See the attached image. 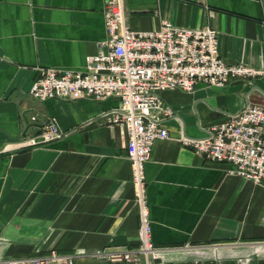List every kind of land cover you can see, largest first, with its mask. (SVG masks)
Masks as SVG:
<instances>
[{
	"label": "crops",
	"instance_id": "0c3cea01",
	"mask_svg": "<svg viewBox=\"0 0 264 264\" xmlns=\"http://www.w3.org/2000/svg\"><path fill=\"white\" fill-rule=\"evenodd\" d=\"M108 1L0 0V258L56 251L76 254L75 264H128L93 256L139 245L129 137L104 117L120 100L39 102L30 93L41 69L84 71L87 57L102 53ZM124 2L133 31L155 32L166 20L215 29L223 60L258 73L162 93L169 138L155 142L145 166L161 251L148 264L264 263V186L180 142L206 138L250 103L264 106V0ZM50 121L63 135L45 142Z\"/></svg>",
	"mask_w": 264,
	"mask_h": 264
},
{
	"label": "built area",
	"instance_id": "2783aa9c",
	"mask_svg": "<svg viewBox=\"0 0 264 264\" xmlns=\"http://www.w3.org/2000/svg\"><path fill=\"white\" fill-rule=\"evenodd\" d=\"M105 24L107 39L100 45L103 51L87 57L84 71L41 69L30 93L39 102L83 98L103 101L110 97L120 100L119 106L104 117L108 124L123 127L129 137L127 152L140 215L139 245L98 251L93 257L102 262L128 264H141L144 259L148 264L158 259L161 251L152 240L145 166L152 158L155 142L169 138L164 121L171 113L162 93L193 92L198 83L222 88L232 79L255 77L258 73L223 60L219 32L215 29L181 28L166 20L158 31L136 32L126 22L124 0L106 3ZM62 135L58 124L50 121L40 137L49 142ZM180 142L208 161L230 163V173L243 181L264 186L263 105L250 103L213 126L206 138L185 137ZM76 258V254L52 251L45 256L0 258V264H75Z\"/></svg>",
	"mask_w": 264,
	"mask_h": 264
},
{
	"label": "water",
	"instance_id": "95a60500",
	"mask_svg": "<svg viewBox=\"0 0 264 264\" xmlns=\"http://www.w3.org/2000/svg\"><path fill=\"white\" fill-rule=\"evenodd\" d=\"M262 264H264V263H262Z\"/></svg>",
	"mask_w": 264,
	"mask_h": 264
}]
</instances>
